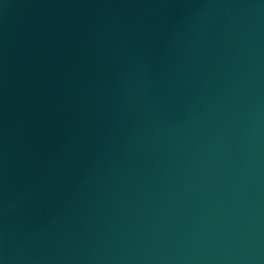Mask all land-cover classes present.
I'll use <instances>...</instances> for the list:
<instances>
[{"label":"water","instance_id":"obj_1","mask_svg":"<svg viewBox=\"0 0 264 264\" xmlns=\"http://www.w3.org/2000/svg\"><path fill=\"white\" fill-rule=\"evenodd\" d=\"M0 264H264V0H0Z\"/></svg>","mask_w":264,"mask_h":264}]
</instances>
